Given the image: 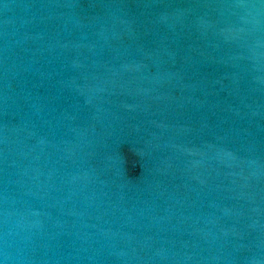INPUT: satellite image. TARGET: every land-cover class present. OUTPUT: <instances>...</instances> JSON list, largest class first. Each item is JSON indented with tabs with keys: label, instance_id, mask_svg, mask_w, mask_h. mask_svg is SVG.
Here are the masks:
<instances>
[{
	"label": "water",
	"instance_id": "obj_1",
	"mask_svg": "<svg viewBox=\"0 0 264 264\" xmlns=\"http://www.w3.org/2000/svg\"><path fill=\"white\" fill-rule=\"evenodd\" d=\"M0 264H264V0H0Z\"/></svg>",
	"mask_w": 264,
	"mask_h": 264
}]
</instances>
